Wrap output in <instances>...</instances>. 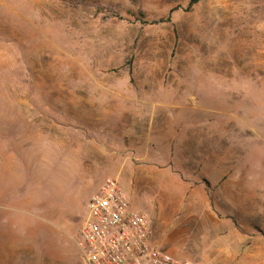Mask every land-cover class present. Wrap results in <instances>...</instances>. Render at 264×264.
Returning <instances> with one entry per match:
<instances>
[{
	"label": "rangeland",
	"instance_id": "374dc122",
	"mask_svg": "<svg viewBox=\"0 0 264 264\" xmlns=\"http://www.w3.org/2000/svg\"><path fill=\"white\" fill-rule=\"evenodd\" d=\"M189 2L0 0V112L34 119L23 186L34 264H83L88 200L107 179L123 186L119 160L140 145L200 156L204 141L208 156L224 150L243 196L210 192L203 220L218 228L195 237L196 214L178 213L157 247L186 258L196 244L214 264H264V0ZM140 211L148 224L163 215Z\"/></svg>",
	"mask_w": 264,
	"mask_h": 264
},
{
	"label": "crops",
	"instance_id": "0c3cea01",
	"mask_svg": "<svg viewBox=\"0 0 264 264\" xmlns=\"http://www.w3.org/2000/svg\"><path fill=\"white\" fill-rule=\"evenodd\" d=\"M7 114L11 116L10 124L0 127V264H34L33 205L29 203L28 189L24 190L23 187L24 181L26 187L29 184L27 173L26 180L24 178V167L26 166L27 172L29 146L32 145L33 148V112H0V121H3ZM192 140H195V137H192ZM209 144L202 142L203 152L199 145H194L200 156L191 155L194 150L192 148L193 150L189 151L191 156L180 160L166 153L159 155L152 148L140 145L132 160H119L117 173L120 174L119 179H122L123 186L120 185L132 208L141 214H145L140 211V207L144 205L161 207L163 211V215L160 214L154 219L153 215L149 214L151 241L156 247L163 243L162 233L168 229L170 223H175L174 219L178 213L196 214L191 220L187 218V229L195 237L202 235L203 230L207 228L212 231L218 228L220 222L212 220L207 226L203 220V215L212 219L211 205L206 202L210 192L214 191L215 196L223 200L227 197L243 196L241 184L236 180L230 181L227 176V172H234L235 169H228L230 163L224 150L221 152L220 148L216 151L218 155L208 156ZM21 166L23 174L19 173ZM167 250L176 257L181 251L175 246ZM216 251L217 246L212 251L213 255L218 253ZM193 252L194 256L185 254V257L197 264L215 263L213 259L208 258L201 245L195 244Z\"/></svg>",
	"mask_w": 264,
	"mask_h": 264
},
{
	"label": "built area",
	"instance_id": "2783aa9c",
	"mask_svg": "<svg viewBox=\"0 0 264 264\" xmlns=\"http://www.w3.org/2000/svg\"><path fill=\"white\" fill-rule=\"evenodd\" d=\"M76 246L83 264H196L152 243L146 218L117 179H107L88 200Z\"/></svg>",
	"mask_w": 264,
	"mask_h": 264
},
{
	"label": "trees",
	"instance_id": "16d2710c",
	"mask_svg": "<svg viewBox=\"0 0 264 264\" xmlns=\"http://www.w3.org/2000/svg\"><path fill=\"white\" fill-rule=\"evenodd\" d=\"M199 0H190L189 4H188V9H190L193 5H195ZM204 183H207L206 181H204Z\"/></svg>",
	"mask_w": 264,
	"mask_h": 264
}]
</instances>
